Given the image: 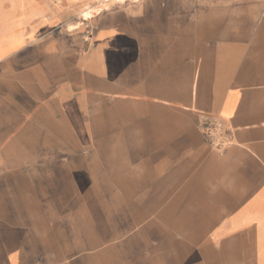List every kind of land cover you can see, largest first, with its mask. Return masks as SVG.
Returning <instances> with one entry per match:
<instances>
[{
  "label": "crops",
  "instance_id": "1",
  "mask_svg": "<svg viewBox=\"0 0 264 264\" xmlns=\"http://www.w3.org/2000/svg\"><path fill=\"white\" fill-rule=\"evenodd\" d=\"M95 6L0 0V264H264V0Z\"/></svg>",
  "mask_w": 264,
  "mask_h": 264
},
{
  "label": "built area",
  "instance_id": "2",
  "mask_svg": "<svg viewBox=\"0 0 264 264\" xmlns=\"http://www.w3.org/2000/svg\"><path fill=\"white\" fill-rule=\"evenodd\" d=\"M104 3H108V1ZM201 132L211 149L217 154H223L232 145V131L219 119L203 118Z\"/></svg>",
  "mask_w": 264,
  "mask_h": 264
},
{
  "label": "bare ground",
  "instance_id": "3",
  "mask_svg": "<svg viewBox=\"0 0 264 264\" xmlns=\"http://www.w3.org/2000/svg\"><path fill=\"white\" fill-rule=\"evenodd\" d=\"M106 1H110V0H103L102 2H106ZM133 1H136V0H133ZM97 8H100V6L86 8V10L81 15L82 19H89V18H91L94 13L99 12V10Z\"/></svg>",
  "mask_w": 264,
  "mask_h": 264
},
{
  "label": "rangeland",
  "instance_id": "4",
  "mask_svg": "<svg viewBox=\"0 0 264 264\" xmlns=\"http://www.w3.org/2000/svg\"><path fill=\"white\" fill-rule=\"evenodd\" d=\"M96 1V6L95 7H98V6H104L105 5V3L104 2H102L101 0H95ZM99 10V9H98ZM79 17H80V15H79ZM79 22H80V20H79Z\"/></svg>",
  "mask_w": 264,
  "mask_h": 264
}]
</instances>
